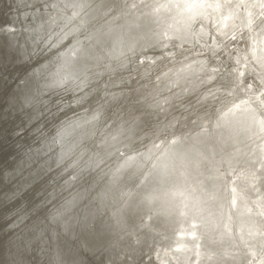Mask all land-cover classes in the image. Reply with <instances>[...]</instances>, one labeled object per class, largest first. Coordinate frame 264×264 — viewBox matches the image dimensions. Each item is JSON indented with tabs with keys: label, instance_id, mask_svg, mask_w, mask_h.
<instances>
[{
	"label": "clouds",
	"instance_id": "clouds-1",
	"mask_svg": "<svg viewBox=\"0 0 264 264\" xmlns=\"http://www.w3.org/2000/svg\"><path fill=\"white\" fill-rule=\"evenodd\" d=\"M0 264H264V0H0Z\"/></svg>",
	"mask_w": 264,
	"mask_h": 264
}]
</instances>
